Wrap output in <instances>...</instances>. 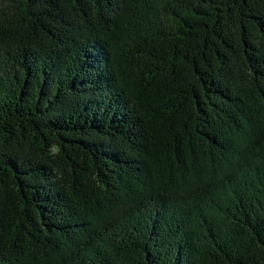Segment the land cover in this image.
Masks as SVG:
<instances>
[{"label": "trees", "instance_id": "trees-1", "mask_svg": "<svg viewBox=\"0 0 264 264\" xmlns=\"http://www.w3.org/2000/svg\"><path fill=\"white\" fill-rule=\"evenodd\" d=\"M0 264H264V0H0Z\"/></svg>", "mask_w": 264, "mask_h": 264}]
</instances>
